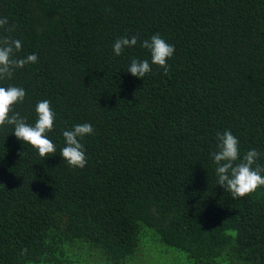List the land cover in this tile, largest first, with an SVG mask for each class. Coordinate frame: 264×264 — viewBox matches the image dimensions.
<instances>
[{
	"label": "trees",
	"instance_id": "16d2710c",
	"mask_svg": "<svg viewBox=\"0 0 264 264\" xmlns=\"http://www.w3.org/2000/svg\"><path fill=\"white\" fill-rule=\"evenodd\" d=\"M0 17L15 57H38L0 80L26 91L10 115L34 126L50 101L56 146L41 157L0 126V264H150V247L173 264H264V185L234 199L211 155L230 130L264 167V0H0ZM157 33L175 47L167 74L132 76ZM83 123L87 163L71 167L62 133Z\"/></svg>",
	"mask_w": 264,
	"mask_h": 264
},
{
	"label": "clouds",
	"instance_id": "9594fccd",
	"mask_svg": "<svg viewBox=\"0 0 264 264\" xmlns=\"http://www.w3.org/2000/svg\"><path fill=\"white\" fill-rule=\"evenodd\" d=\"M15 25H9L7 17H0V29L11 33ZM138 37H120L113 45L115 55L119 56L125 47H133L137 44ZM142 47L150 51L151 64L148 59L139 60L133 58L127 71L132 76L143 78L151 72V65H158L164 68L165 74L168 71L167 59L172 57L175 47L168 44L160 34H154L150 40H144ZM22 43L10 35H0V80L11 79L16 68H23L26 64L36 63L38 57L35 53L25 58H16L15 53L20 51ZM26 91L22 87L9 85L0 86V126L5 124L13 125V134L18 140L31 145L41 157H47L56 151L55 144L47 137L46 133L53 130L55 113L50 101L42 100L36 104L35 111L37 120L34 126L26 123L24 118L13 111V106L23 102ZM94 131L89 123L76 124L71 130H64L62 135L65 146L60 150V156L69 166L84 168L87 160L83 145L78 138L90 135ZM218 151L211 153L216 164L217 185L231 193L232 197L240 198L255 191L259 186L264 185V167L257 163L260 153L251 149L247 151L242 159L240 158L239 141L230 130L217 133ZM23 153L20 155L22 156ZM239 159V163H235ZM256 165L253 168V165Z\"/></svg>",
	"mask_w": 264,
	"mask_h": 264
},
{
	"label": "rangeland",
	"instance_id": "374dc122",
	"mask_svg": "<svg viewBox=\"0 0 264 264\" xmlns=\"http://www.w3.org/2000/svg\"><path fill=\"white\" fill-rule=\"evenodd\" d=\"M154 252H149V256H152V259L147 258L148 255H146L145 257L147 258V261L150 264H173L172 261H169L170 259V255L172 254V252L166 248L163 249H159L162 254L157 253L156 249L154 247H150ZM174 254L178 255V252L173 251ZM176 262V261H175ZM146 264V263H145Z\"/></svg>",
	"mask_w": 264,
	"mask_h": 264
}]
</instances>
